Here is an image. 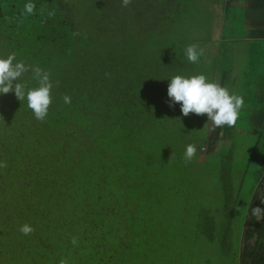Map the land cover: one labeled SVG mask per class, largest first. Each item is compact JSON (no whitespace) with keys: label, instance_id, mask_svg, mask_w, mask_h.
<instances>
[{"label":"trees","instance_id":"16d2710c","mask_svg":"<svg viewBox=\"0 0 264 264\" xmlns=\"http://www.w3.org/2000/svg\"><path fill=\"white\" fill-rule=\"evenodd\" d=\"M99 1L0 0V57L15 53L54 83L44 121L26 98L0 95V264H196L202 242L264 264V216L252 212L264 209V97L249 161L262 167L235 245L233 226L217 222L216 201L196 183V155L184 159L188 144L213 152L234 127L213 125L201 138L198 115L169 107V79L195 70L182 28L119 32L118 19L138 21ZM163 7L173 12L172 2ZM21 82L37 85L31 70ZM222 196L225 207L237 201ZM25 223L30 235L19 231Z\"/></svg>","mask_w":264,"mask_h":264},{"label":"rangeland","instance_id":"374dc122","mask_svg":"<svg viewBox=\"0 0 264 264\" xmlns=\"http://www.w3.org/2000/svg\"><path fill=\"white\" fill-rule=\"evenodd\" d=\"M101 1L112 4V8H109L112 14H118L122 17L127 15L129 20L135 19L138 21L134 26H130L127 21L118 19L116 21V29L119 32L133 31L137 27L147 29L153 26L152 23L156 26L155 30L157 29L158 31L165 29V27H168L171 32L174 31V28L176 30L179 29L178 26H175V24H178V21L174 17H169L172 12H168L169 10L166 11L163 7L164 4H167L168 1L172 2V0H140L144 2V6L146 4L149 5V9L146 7L143 8V11L137 8L140 3L136 0H131V3L127 7L122 6V0ZM83 6L81 5V7ZM110 6L108 5V7ZM91 7H94L93 3H91ZM105 7L107 6L104 4L99 5L98 10L93 9V14L95 13V16L102 15L106 10L104 9ZM200 16H205V12L201 13ZM138 17L141 19L139 20ZM124 23H126V26L124 25L125 27L122 26ZM240 23L239 20L235 21L236 25ZM187 29V32L192 29L198 30L196 33L198 35L203 33L200 21L195 18L187 26ZM201 37H194L195 39L193 37H186L187 42L184 44L187 46L191 40L194 41ZM176 39L182 40L181 37H176ZM256 42L258 45H255ZM255 46L258 48H254ZM237 55L239 61L237 72L239 75L243 72V78H240V81L237 83L238 85L234 86V91L231 90V92L243 96L244 106L227 140L222 139L217 144L216 149L209 153H207L206 144L197 147L196 159H194L195 167L193 168V172L196 174V183L202 184L205 191L209 194L210 199L207 201H216L215 212L217 213V222L220 225L233 226L236 234L231 237L236 242L235 245L241 240L239 232L244 227L249 203L258 185L259 172L262 167V163L259 160L251 164L249 161L251 160L250 155L255 144L256 133L259 129L254 118V110L258 111L263 103L259 101V99L263 98V86L256 83L245 86L242 83L248 80L250 76L264 74L263 41L258 40L253 44L242 42L238 46ZM246 71L249 72L250 76ZM195 122L201 138L205 136V133L207 135L213 127L212 121L208 120L206 114L198 115ZM224 194L237 198V201L233 205L229 204L228 207H225L222 201V195ZM229 209L230 211H234V217L232 219L226 215V211ZM194 238L195 235H192V239ZM201 248L202 256H199V259H197L198 256L196 257V264H240V253L237 249H232L228 254H223L216 246H209L206 242L201 243ZM197 251H200L199 246L197 247Z\"/></svg>","mask_w":264,"mask_h":264},{"label":"clouds","instance_id":"9594fccd","mask_svg":"<svg viewBox=\"0 0 264 264\" xmlns=\"http://www.w3.org/2000/svg\"><path fill=\"white\" fill-rule=\"evenodd\" d=\"M131 0H122V6L127 7ZM32 5H26L28 12L32 11ZM187 60L192 63L199 62L204 55V50L197 44L188 45L185 49ZM31 70L33 79L37 85L30 87L26 82H21L23 75ZM167 95L170 98L169 107L176 103L180 104L183 116L190 113L196 115H207L214 127H234L244 106V98L227 87L221 86L218 81L210 80L204 74L191 76L175 75L169 79ZM56 85L59 81L55 82ZM54 83L51 73L41 69L39 66L30 67L23 61L16 60V54L11 53L7 57H0V95L14 92L17 99L22 101L26 98L27 106L32 110L39 121H44L48 115L49 108L53 103L52 90ZM63 100L66 104L71 103V97L65 95ZM197 153L195 144H188L184 153L185 162H190ZM5 162H0V168L6 167ZM253 215L258 218L264 216V209L256 207L252 210ZM19 231L24 235H30L34 228L23 224ZM76 243L73 238V244ZM60 264H68L66 259H61Z\"/></svg>","mask_w":264,"mask_h":264},{"label":"crops","instance_id":"0c3cea01","mask_svg":"<svg viewBox=\"0 0 264 264\" xmlns=\"http://www.w3.org/2000/svg\"><path fill=\"white\" fill-rule=\"evenodd\" d=\"M172 6L171 17L178 21L182 36L193 39L202 36L188 42V45L197 44L204 50L199 62L194 63V75L204 74L230 92L234 91V86L243 78V72L241 75L237 72L238 46L242 42L253 44L258 40L264 44V0H172ZM204 12L205 16L201 17ZM194 18L201 23V35L196 34V29L187 32V26ZM236 20L241 23L236 25ZM246 73L249 75V72ZM252 83L263 86L264 97V74L250 76L242 85Z\"/></svg>","mask_w":264,"mask_h":264}]
</instances>
